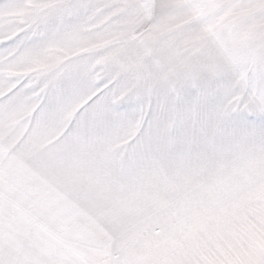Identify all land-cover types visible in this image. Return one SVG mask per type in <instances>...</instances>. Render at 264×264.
Masks as SVG:
<instances>
[{
  "label": "snow or ice",
  "instance_id": "6c2138e0",
  "mask_svg": "<svg viewBox=\"0 0 264 264\" xmlns=\"http://www.w3.org/2000/svg\"><path fill=\"white\" fill-rule=\"evenodd\" d=\"M0 264H264V0H0Z\"/></svg>",
  "mask_w": 264,
  "mask_h": 264
}]
</instances>
